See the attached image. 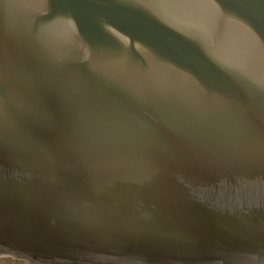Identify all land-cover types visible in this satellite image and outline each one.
Returning a JSON list of instances; mask_svg holds the SVG:
<instances>
[{"label":"water","instance_id":"1","mask_svg":"<svg viewBox=\"0 0 264 264\" xmlns=\"http://www.w3.org/2000/svg\"><path fill=\"white\" fill-rule=\"evenodd\" d=\"M0 264H264V0H0Z\"/></svg>","mask_w":264,"mask_h":264},{"label":"trees","instance_id":"2","mask_svg":"<svg viewBox=\"0 0 264 264\" xmlns=\"http://www.w3.org/2000/svg\"><path fill=\"white\" fill-rule=\"evenodd\" d=\"M17 262V261H16ZM20 262V261H19Z\"/></svg>","mask_w":264,"mask_h":264}]
</instances>
